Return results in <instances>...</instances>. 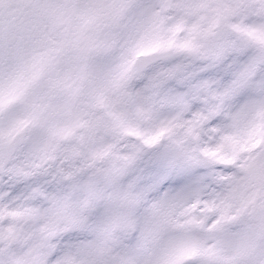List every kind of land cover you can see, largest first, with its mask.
Wrapping results in <instances>:
<instances>
[{"label": "snow or ice", "instance_id": "1", "mask_svg": "<svg viewBox=\"0 0 264 264\" xmlns=\"http://www.w3.org/2000/svg\"><path fill=\"white\" fill-rule=\"evenodd\" d=\"M0 264H264V0H0Z\"/></svg>", "mask_w": 264, "mask_h": 264}]
</instances>
